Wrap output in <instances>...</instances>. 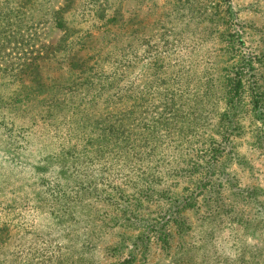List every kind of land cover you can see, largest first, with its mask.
<instances>
[{
	"label": "rangeland",
	"instance_id": "1",
	"mask_svg": "<svg viewBox=\"0 0 264 264\" xmlns=\"http://www.w3.org/2000/svg\"><path fill=\"white\" fill-rule=\"evenodd\" d=\"M22 35L94 65L48 67L65 85L49 112L44 96L18 102L31 77L4 70L28 52ZM0 55V264H264V104L243 102L231 127L223 93L248 61L264 93V0H0ZM214 145L213 213L180 170ZM163 189L199 200L191 229L136 248Z\"/></svg>",
	"mask_w": 264,
	"mask_h": 264
},
{
	"label": "trees",
	"instance_id": "2",
	"mask_svg": "<svg viewBox=\"0 0 264 264\" xmlns=\"http://www.w3.org/2000/svg\"><path fill=\"white\" fill-rule=\"evenodd\" d=\"M51 17L57 29H67V21L64 16L62 17V11L52 12ZM21 40L22 46H28V52L22 54V57L18 59V63L11 62L13 64L10 67L11 69L4 70L6 72H12L10 76L18 77L20 78V80H22L21 78L25 75L31 77V83L32 85H34V87L32 88L35 93L28 94L24 91L22 95H20V97L17 99L18 102L24 105L42 96L45 97L43 100H49L48 98H50V102L52 104L50 107L52 108L49 107L48 112L50 110H53L56 106H60L62 104L60 103L59 95L61 94V90L65 85L58 84V82L61 80L60 78L49 80V77L46 78L45 76V72L48 70V67L53 64L64 65V63H69V68L74 69H82L86 65L90 64V67L88 66V70L82 71V74H86L89 72H91V74L93 73L94 65L91 63L92 61L89 62L90 60L81 57L79 52L59 55V49H57L56 47H51L45 44H42L40 45V47H38L37 43L39 41L35 36L27 35V37L25 36L24 39V35H22ZM67 40L68 39L63 41ZM61 44L62 43H60V46ZM32 48H34L35 50L34 52L30 53L29 51ZM0 58H2L3 61H6L7 59L5 55H0ZM252 64L253 63L251 61H248L247 66L245 65L244 68H241L242 70L239 69V71H236L235 76L223 86V93H225L228 112L226 122L231 127H233L234 122L229 121L232 120L230 115H236L238 106L243 104V102H248L247 104L252 107L253 110H256L258 112H260L259 110L263 109L262 105L264 104V93H261L259 91V81L257 79V74L254 75L250 72H246L251 70L253 71L254 69L255 71L256 69L260 71V68L257 67L256 63H254L255 67H252ZM2 66L3 65H1L0 67ZM71 77L73 78V75H71ZM79 84L80 81L76 84L73 83V87H67L68 91L73 93ZM246 93L248 94L247 101L245 96ZM222 152L223 149L220 145H214L211 152L212 157H205L206 165H200L198 163L191 164L190 162H188L186 168L184 170H180V172L182 173V177L186 178L185 182L189 187L187 188L188 192L190 191L191 186H196L194 191L197 192L198 196L204 197V205L206 207H209L210 209H213L212 211H210L213 213L216 211L219 212L217 210L218 206L225 204V201L221 196V188L223 186L222 183H218V179L212 180V178H214V176H216L217 174L216 163L218 157H221L223 155ZM62 153L67 156L64 159H67L68 157L73 156L74 151L73 153H68L63 150ZM194 165L196 166L195 170ZM204 165L205 167L203 171H200V169L197 168L198 166ZM196 171H199V177L197 179L196 177H193V173ZM193 180H198L196 182V185H193ZM152 186V184H149L147 189L142 192L144 199L145 196H147L150 192H153ZM170 192L171 191L169 189H163V191L161 192V194L165 195V199L167 200V204L169 207L166 211L161 213L158 219H155L157 220V222H154L152 224L148 223V229L145 228V230L143 231L144 233L139 237H136V241L134 243L136 248L138 246V243L139 246L141 245L142 247H144L143 245H146V242L150 243L153 239L156 240V243L160 244L161 247L163 246L162 248L166 250L167 248L170 249L172 247L173 241L171 239L174 235V230L175 235L182 236L189 229H191V226L187 224L184 218H182V213L185 210L187 211L189 209H194L197 206L199 200L194 198L192 193H190L189 196L184 197L180 195L176 196L172 192V194ZM167 194H169L170 196H167ZM173 195L177 198L174 199ZM172 225L175 226V228H173ZM126 263H130V261H127Z\"/></svg>",
	"mask_w": 264,
	"mask_h": 264
}]
</instances>
